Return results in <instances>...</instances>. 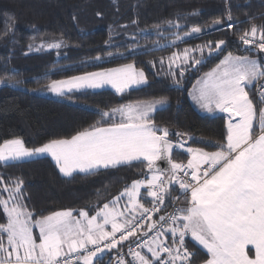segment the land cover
I'll return each mask as SVG.
<instances>
[{
  "label": "snow or ice",
  "instance_id": "obj_1",
  "mask_svg": "<svg viewBox=\"0 0 264 264\" xmlns=\"http://www.w3.org/2000/svg\"><path fill=\"white\" fill-rule=\"evenodd\" d=\"M226 12L227 27L231 28V8ZM12 19L8 17V21ZM165 24L176 29V39L170 43L178 47L193 36L202 38L221 22L216 21L211 29L193 26L183 35L178 22ZM154 28L160 35L161 26ZM240 31V43L254 57L233 54L221 39L149 62L158 68L154 74L163 73L180 90L187 72L198 71L213 54L223 56L190 93L205 112L227 114L224 141L204 142L215 151L188 147L191 159L186 164L172 159L174 149L185 148L188 134L171 133L155 123L154 113L169 104L167 97L98 110L100 119L95 125L38 147H26L22 139L0 144L4 166L50 155L65 177L95 175L101 169L134 166V162L144 164L148 170L145 175L150 176L134 181L102 207L48 215L29 208L30 197L26 200L22 179H10L6 184L0 176V193H7L6 197L0 194V212L5 216V222L0 223V264H105L106 258L107 264H195L200 250L207 253L202 264H264V25ZM7 32L8 28L4 34ZM45 46L59 50L64 42L42 43L37 50ZM6 83L19 85L23 81L0 78V85ZM148 84L145 72L129 63L52 80L46 91L71 98L77 92L111 85L123 95ZM170 135L179 140L173 143ZM162 160L167 167L158 165ZM122 200L126 201L124 210L117 207ZM181 203L184 206H176ZM169 207L172 212L167 211ZM91 211L95 214L90 215ZM125 246L131 261L121 252ZM113 250L115 257L109 255Z\"/></svg>",
  "mask_w": 264,
  "mask_h": 264
},
{
  "label": "trees",
  "instance_id": "obj_2",
  "mask_svg": "<svg viewBox=\"0 0 264 264\" xmlns=\"http://www.w3.org/2000/svg\"><path fill=\"white\" fill-rule=\"evenodd\" d=\"M229 7L234 21L231 28L227 27L226 20ZM194 12L199 14L190 15ZM8 17L13 19L8 21ZM167 21L183 26L180 35L193 26L209 29L220 21L221 25L203 36L205 41L199 43L223 39L228 45L227 50L233 54L254 57V53L245 51L239 42L240 30L264 25V0H0V78L23 81L20 87L11 83L0 86V144L22 139L26 147H38L52 139L69 138L77 131L95 125L100 119L98 110L167 97L169 104L154 113L155 123L167 127L171 133H187L191 137H185L189 147L215 151L204 142H223L227 120L223 116L201 114L190 102L189 92L223 56L206 58L198 71L187 72L180 90H176L169 79L161 78V73L154 74L148 62L166 58L172 49L173 52L182 50L198 41L160 49L166 40L151 30L155 25L165 29ZM6 28L7 35L4 34ZM174 32L176 29L162 36L176 38ZM61 40L64 46L59 51L37 50L42 43ZM156 43H160V47L153 48ZM29 44L33 45L32 49ZM132 49L137 51L133 53ZM145 50H150L149 54H143ZM109 52L126 55L109 60L106 58ZM96 56L103 59L96 61ZM129 63L145 72L148 85L123 95L110 90L79 92L71 98L61 99L41 95L52 80ZM45 74L47 78H44ZM250 94L255 102L254 93ZM169 139L174 143L179 140L174 135ZM172 159L187 163L189 154L176 149ZM146 173V166L136 162L134 166L73 177L62 176L56 164L46 157L12 166L0 162L4 183L22 179L26 200L30 197L27 200L29 208L43 215L66 209L102 207L134 181L148 179ZM4 222L5 216L0 212V223ZM190 250L196 251L191 246ZM206 258V251L200 250L195 264H202Z\"/></svg>",
  "mask_w": 264,
  "mask_h": 264
},
{
  "label": "rangeland",
  "instance_id": "obj_3",
  "mask_svg": "<svg viewBox=\"0 0 264 264\" xmlns=\"http://www.w3.org/2000/svg\"><path fill=\"white\" fill-rule=\"evenodd\" d=\"M211 28H213V27H211ZM211 28H209V29H211ZM172 30V28H166L165 27V29L163 28V29H160V31H161V34L160 35H157V33H156V30L154 29V30H151L156 36H161L162 38H163V40H166L165 41V43L163 42L162 43V48H160V49H165V48H169V49H172L171 47H173L172 45H171V43L170 42H172V41H174L176 38H171V39H169V38H166L165 36L163 37L162 35H165V34H163V33H165V32H168V31H171ZM213 30H215V29H213ZM212 30V31H213ZM211 31V32H212ZM211 32H208V33H206V34H204L203 36H205V35H208L209 33H211ZM152 33V34H153ZM172 36V35H171ZM203 36H202V38H198V37H196V36H193V37H191L190 39H189V41H194V42H196V41H198L197 42V44H193V45H191V46H189V47H186V48H195V47H197V46H201V45H206V43L205 42H202V43H199V42H201V41H205L204 39H203ZM239 42H240V40H239ZM181 44H184V43H180L179 45H181ZM160 43H156V44H153V48H158V47H160ZM243 47H246V46H244L243 45ZM249 47H252V46H249ZM174 48V47H173ZM184 49V48H183ZM41 50H45V51H59V50H57V49H49V48H47L46 46L43 48V49H41ZM173 50L174 49H172L171 51H170V53H169V55H171L172 53H173ZM179 51H181V49L179 50H175L174 52H179ZM115 54V53H114ZM119 54H121V53H116L115 55H113V56H111V57H109V56H106V58L107 59H109V60H113V59H118V58H123L126 54H123V56H121V55H119ZM169 55H167V57L169 56ZM213 55H215V54H213ZM212 55V56H213ZM166 57V58H167ZM210 57V56H209ZM165 58V59H166ZM208 58V57H207ZM149 63V62H148ZM150 64V63H149ZM151 69L156 73L157 71H158V68H152L151 67ZM187 74V73H186ZM185 74V75H186ZM161 78H163V77H165V78H167L163 73H161ZM186 77V76H185ZM185 77H184V79H185ZM168 79V78H167ZM183 79V80H184ZM170 80V79H169ZM182 80V81H183ZM171 81V80H170ZM171 83H172V81H171ZM0 86H3V85H0ZM13 86H15V87H20L19 85H13ZM41 95H44V96H46V97H49V98H57V96L55 95V94H53V93H51V92H48V91H46V92H42L41 93ZM200 108V107H199ZM201 109V108H200ZM202 110V109H201ZM200 112V111H199ZM176 150V149H175ZM180 150H182V149H180ZM183 151V150H182ZM186 152V151H185ZM189 159H191V156H189ZM186 164V163H185ZM149 178H150V176H149ZM148 178V179H149ZM143 193H144V189L142 188L141 189V194L143 195ZM0 194H4V196H5V194H6V196H7V193L6 192H4V193H0ZM5 196V197H6ZM146 202V201H145ZM126 203V201H121L120 202V204H118L117 205V207L118 208H120L121 210H124L123 209V205ZM182 206H184L183 205V203H182ZM95 214V212L93 213V214H90V215H94ZM110 227V226H109ZM38 231V230H37Z\"/></svg>",
  "mask_w": 264,
  "mask_h": 264
},
{
  "label": "crops",
  "instance_id": "obj_4",
  "mask_svg": "<svg viewBox=\"0 0 264 264\" xmlns=\"http://www.w3.org/2000/svg\"><path fill=\"white\" fill-rule=\"evenodd\" d=\"M117 68V67H116ZM112 69V68H111ZM105 70H107V69H105ZM137 70H139V69H137ZM99 71H104V70H97V71H93V72H99ZM201 77H203V76H201ZM201 77L198 79V80H200L201 79ZM197 80V81H198ZM197 81L195 82V84L193 85V87L191 88V90H190V92H189V100H190V102L192 103V105L198 110V111H200V113L201 114H203V115H207V116H211V117H216V116H223L226 120H227V114L226 113H221L219 110H217L215 113H207V112H205L204 110H201L200 108H199V105L192 99V96L190 95V93H193L194 92V90H195V88L196 87H198V85H197ZM146 86V85H145ZM145 86H142V87H145ZM142 87H140V88H142ZM135 89H139V88H133V89H129L128 91H130V90H135ZM103 90H110V91H112V92H114L115 94H117V95H121L120 93H117L116 92V90L111 86V85H105L103 88H100V89H89V90H87L86 92H88V91H90V92H98V91H103ZM43 92H46V90H44ZM77 93H79V92H77ZM250 94V93H249ZM250 97H251V94H250ZM55 99H61V97H57V98H55ZM189 147V141H187V143L185 144V148L184 149H182L183 151H186V149ZM187 153V152H186ZM189 156H191L190 154H189ZM50 158L54 163H55V161H54V159L50 156V155H45L44 157H41V158ZM34 159H40V158H34ZM34 159H31V160H34ZM2 163V162H1ZM57 166V165H56ZM57 168H58V166H57ZM59 170V169H58ZM101 170H104V169H101ZM76 174H84V173H76ZM61 175L63 176V174L61 173ZM75 175V174H74ZM65 177V176H64ZM143 202V201H142ZM144 203V202H143ZM38 229H36V230H34V231H37ZM250 248H251V246H249ZM204 251H206V250H204Z\"/></svg>",
  "mask_w": 264,
  "mask_h": 264
},
{
  "label": "built area",
  "instance_id": "obj_5",
  "mask_svg": "<svg viewBox=\"0 0 264 264\" xmlns=\"http://www.w3.org/2000/svg\"><path fill=\"white\" fill-rule=\"evenodd\" d=\"M173 195H178V193H173ZM145 206H149V205L147 204V202H146ZM176 206H177V207H182V203H181V204H178V205H176ZM167 211H168V212H172V211H173V208H172V207H169V208L167 209ZM155 219H156V216H153V220H155ZM150 235H151V234H150ZM137 250H138V249H137ZM127 251H128V249H127L126 246L121 250L122 254L125 255V258H126L127 260L131 261L132 257H131L130 255H127ZM109 255L115 257V256L117 255L116 250H113ZM105 264H107V259H106V261H105Z\"/></svg>",
  "mask_w": 264,
  "mask_h": 264
},
{
  "label": "water",
  "instance_id": "obj_6",
  "mask_svg": "<svg viewBox=\"0 0 264 264\" xmlns=\"http://www.w3.org/2000/svg\"><path fill=\"white\" fill-rule=\"evenodd\" d=\"M174 143V142H173ZM174 151H175V149L173 150V154H174ZM172 158H173V155H172ZM158 163V165H160L161 167H167V163L165 162V161H158L157 162ZM148 171V170H147Z\"/></svg>",
  "mask_w": 264,
  "mask_h": 264
}]
</instances>
